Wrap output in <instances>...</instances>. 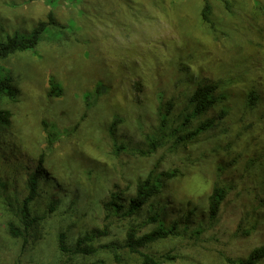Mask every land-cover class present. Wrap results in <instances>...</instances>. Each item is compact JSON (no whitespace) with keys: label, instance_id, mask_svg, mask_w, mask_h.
Masks as SVG:
<instances>
[{"label":"rangeland","instance_id":"1","mask_svg":"<svg viewBox=\"0 0 264 264\" xmlns=\"http://www.w3.org/2000/svg\"><path fill=\"white\" fill-rule=\"evenodd\" d=\"M210 2L207 23L204 0H0V43L48 22L35 48L0 61V77L10 76L15 87L14 97L0 99L12 124L0 142V264H140L126 251L117 261L107 248L61 253L58 235L74 244L107 229L95 244L119 243L133 220L107 217L105 200L114 190L135 194L154 169L177 175L153 203H166L168 218L191 222L187 233L148 248L173 257L164 264H235L264 246V0ZM201 78L223 81L232 114L192 142L176 143L167 129L146 153L160 108L173 100L178 120ZM98 83L108 90L97 94ZM53 84L59 95H50ZM251 91L260 96L254 109L247 108ZM43 120L60 132L51 149ZM38 169V196L30 204L44 217L41 238L25 245L10 235L8 222L19 219L18 200ZM216 183L232 189L211 219ZM144 216L134 222L147 231L155 224L143 225ZM201 219L198 234L192 229Z\"/></svg>","mask_w":264,"mask_h":264},{"label":"trees","instance_id":"2","mask_svg":"<svg viewBox=\"0 0 264 264\" xmlns=\"http://www.w3.org/2000/svg\"><path fill=\"white\" fill-rule=\"evenodd\" d=\"M225 4L228 5L227 0ZM212 5L210 0H204L201 15L204 22L209 23L211 20ZM48 26V22L40 21L35 27L33 33L29 36L15 34L9 36L5 41L0 43V61L8 58L17 51H25L35 48L43 36L44 31ZM222 80H212L209 78H201L195 83L194 90L187 95V101L183 112L180 113L179 119L173 115L174 108L173 100L167 101L162 108H160V126L158 132H153L149 135V149L146 153L155 151L161 143L165 131L170 130V137L175 139V142L194 141L204 131L214 128L219 122L221 123L230 114L234 107L230 104V93L224 88ZM138 89H141V84H138ZM108 87L105 84L98 83L96 85V93L107 91ZM60 88L57 85H52L50 95H59ZM4 96L14 97L15 87L10 76L0 77V99ZM260 96L257 92L251 91L247 95V108L254 109ZM216 110L217 113L213 117H208L199 122L197 126L192 128L191 122L200 119L209 111ZM219 110V111H218ZM118 120V119H117ZM43 127L47 135V149H51L56 139L59 138L60 132L55 124L43 120ZM11 112L9 110L0 109V142L8 135L11 128ZM44 153L41 155V162L43 161ZM40 168V167H39ZM223 170V168H220ZM40 169L36 170L28 179V195L23 201L18 200L17 214L18 220H10L8 222V230L14 238L22 239L24 244H30L38 241L41 238V224L44 217L33 212L31 202L38 196V184ZM177 175V170H165L151 172L144 180L137 184L135 194L131 196H123L121 190H114L111 196L105 200L104 207L107 217L116 218H131L133 221L125 230V234L121 241H111L106 244H95V241L101 237L109 234L107 229L93 230L87 232L85 235L77 238L74 244L67 242V236L64 232L58 235V246L61 253L68 255H82L87 256L97 253L99 249L107 248L117 261L123 259V251L129 255H137L140 264H164V260H171L173 257L169 254L161 255L153 252L148 248L161 240H166L177 235H183L190 229V217L186 220L182 217L177 219L168 218L165 214L167 204H154L153 199L160 195L162 188L167 180ZM232 189L231 185L216 183L213 192L209 198V217L216 218L219 215L220 209L225 201L227 192ZM56 200L50 203L51 209L56 205ZM147 211V216L143 225L155 224V226L147 231H143L142 224L135 223L141 213ZM204 220L201 219L193 232L203 233ZM108 226V225H106ZM105 226V227H106ZM107 228V227H106ZM254 230L256 228H253ZM252 230H248L249 233ZM122 249V251H120ZM119 250V251H118ZM264 259V246L253 249L246 258L235 260V264H261ZM234 262V261H233Z\"/></svg>","mask_w":264,"mask_h":264}]
</instances>
